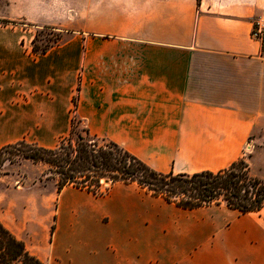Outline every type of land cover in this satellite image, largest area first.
<instances>
[{
  "label": "crops",
  "instance_id": "obj_1",
  "mask_svg": "<svg viewBox=\"0 0 264 264\" xmlns=\"http://www.w3.org/2000/svg\"><path fill=\"white\" fill-rule=\"evenodd\" d=\"M5 1L68 37L38 56L32 34L0 48V148L29 130L54 148L75 117L161 173L215 172L247 143L264 150V43L251 38L264 0ZM19 201L17 237L45 264H264V207L187 210L136 183L101 195L68 185L50 234Z\"/></svg>",
  "mask_w": 264,
  "mask_h": 264
},
{
  "label": "trees",
  "instance_id": "obj_2",
  "mask_svg": "<svg viewBox=\"0 0 264 264\" xmlns=\"http://www.w3.org/2000/svg\"><path fill=\"white\" fill-rule=\"evenodd\" d=\"M35 40L36 37L32 40L33 56L45 54L58 44L55 40L53 44L39 48ZM73 106L74 112V99ZM74 119L69 135L54 148H45L26 140L2 146L0 175L6 162L21 164L22 161H30L42 163L52 171L58 192L70 185L101 195L110 184L136 183L152 196L187 210L224 205L240 214H249L258 213L264 207V178L252 175L243 158L215 172L161 173L112 141L91 135L86 129L83 130L86 137L75 133ZM104 183L108 186L104 187ZM0 264L45 263L0 221Z\"/></svg>",
  "mask_w": 264,
  "mask_h": 264
},
{
  "label": "rangeland",
  "instance_id": "obj_3",
  "mask_svg": "<svg viewBox=\"0 0 264 264\" xmlns=\"http://www.w3.org/2000/svg\"><path fill=\"white\" fill-rule=\"evenodd\" d=\"M18 6L9 8L5 0H0V48L15 47L16 41H19L21 47L27 46L31 34L32 40L36 37L35 44L42 48L46 44H53L56 40H61L68 37V34L54 30L50 27L33 28L28 21L18 19L20 10ZM2 21H13L4 23ZM30 31V32H29ZM32 40L30 47L32 48ZM29 46V45H28ZM78 87V86H77ZM77 90V88H76ZM76 100L77 92L74 94ZM75 118V117H74ZM73 122V121H72ZM71 122V124H72ZM75 133H79L82 137H86L84 133L85 127L77 119H74ZM31 130L27 133V141L41 144L33 136ZM75 138V135H73ZM61 139L56 140L53 145L56 146ZM42 145V144H41ZM243 159L248 163L252 175L258 178H264V150L258 149L256 151L255 143H250V147L245 149ZM50 169L42 163H32L30 161H22L21 164L6 162L2 174L0 175V221L5 224L17 236L23 230L21 220L16 217L15 208L10 211V203L15 200H22L24 209L29 208L30 218L34 219L37 216L49 219V233L52 234L54 230V211L56 208V178ZM104 183V187H107ZM22 201H19L21 205ZM12 203V204H13ZM17 205V204H16ZM21 207V206H20ZM17 208V206H16ZM211 213L226 212L225 208ZM234 215H239L237 211ZM15 215V216H14ZM256 217V216H253ZM22 238V237H20ZM31 252H40V247L37 244L26 246Z\"/></svg>",
  "mask_w": 264,
  "mask_h": 264
},
{
  "label": "built area",
  "instance_id": "obj_4",
  "mask_svg": "<svg viewBox=\"0 0 264 264\" xmlns=\"http://www.w3.org/2000/svg\"><path fill=\"white\" fill-rule=\"evenodd\" d=\"M251 38L264 43V17L254 23ZM249 147L250 143H247L245 149Z\"/></svg>",
  "mask_w": 264,
  "mask_h": 264
}]
</instances>
